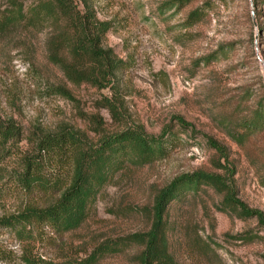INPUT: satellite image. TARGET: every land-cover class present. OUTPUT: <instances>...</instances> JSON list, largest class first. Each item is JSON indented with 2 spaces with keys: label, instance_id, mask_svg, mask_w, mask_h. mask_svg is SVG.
Segmentation results:
<instances>
[{
  "label": "rangeland",
  "instance_id": "rangeland-1",
  "mask_svg": "<svg viewBox=\"0 0 264 264\" xmlns=\"http://www.w3.org/2000/svg\"><path fill=\"white\" fill-rule=\"evenodd\" d=\"M33 1L0 0V16L14 3L24 11ZM168 2L73 0L102 24L109 66L69 54L71 22L62 15L0 30V118L22 130L4 159L7 170L17 169L39 134L66 130L87 145L135 128L153 136L166 130L171 138L164 157L125 162L77 228L57 233L29 225L26 234L1 228L0 264H137L142 246L125 237L150 229L158 189L194 171L217 176L218 184L201 185L167 206L166 240L176 264H264V121L248 126L264 93V0H254L255 25L252 0ZM194 9L201 17L185 25ZM52 40L84 80L72 82L49 60ZM52 164H44L47 176L66 170ZM228 191L258 217L219 210ZM50 199L9 187L0 216ZM102 244L116 246L88 260Z\"/></svg>",
  "mask_w": 264,
  "mask_h": 264
},
{
  "label": "trees",
  "instance_id": "trees-1",
  "mask_svg": "<svg viewBox=\"0 0 264 264\" xmlns=\"http://www.w3.org/2000/svg\"><path fill=\"white\" fill-rule=\"evenodd\" d=\"M188 1L169 0L168 3L181 6ZM72 3L73 0H35L24 11L21 4L14 3L15 6L10 12L0 16V30L19 20L34 25L54 15H62L71 22L69 43L65 44L69 54L75 59H86L91 64L109 66L107 51L100 47L99 32H102L103 28L97 25L102 24L93 22V16L87 8L83 11L76 10ZM252 4L255 17L254 0ZM200 17L199 9L190 11L185 25H191ZM256 24L258 30L261 29L257 21ZM49 45V60L58 64L72 82L84 80L83 75L73 72L71 64L59 55L61 44L52 40ZM258 103V111L248 124L249 127L264 121V93ZM166 132L164 130L161 135L153 136L145 134L141 128L124 129L112 135L102 136L93 145L82 143L66 130L39 134L31 140V150L21 154L17 169L7 170L4 159L9 155L8 149L22 140V130L14 121L0 118V201L9 187L28 195L34 192L51 195L47 203H28L15 212L0 216V229L10 228L16 234H26V227L29 225H45L57 233L77 228L85 219L96 194L125 162L144 164L164 157L171 145V138ZM47 159L52 160L55 171L58 172L64 167L66 170L53 178L47 176L44 172ZM217 184V176L194 171L178 175L158 189L153 196V220L150 229L145 233L125 237V240L138 242L142 246L137 256V264H176L169 253L166 240L164 214L167 206L201 185ZM230 208L238 211L241 217L257 216V212L245 208L228 191L219 202L218 209ZM260 224H264L261 219ZM115 246H98L88 256V260ZM26 263H30L28 258Z\"/></svg>",
  "mask_w": 264,
  "mask_h": 264
},
{
  "label": "water",
  "instance_id": "water-1",
  "mask_svg": "<svg viewBox=\"0 0 264 264\" xmlns=\"http://www.w3.org/2000/svg\"><path fill=\"white\" fill-rule=\"evenodd\" d=\"M249 5L251 6V3L249 1ZM250 16H251V19H252V23L255 25V21H254V18H253V10L250 9Z\"/></svg>",
  "mask_w": 264,
  "mask_h": 264
}]
</instances>
